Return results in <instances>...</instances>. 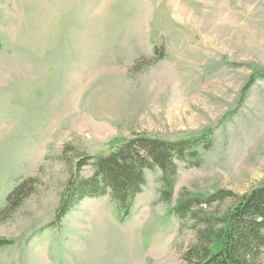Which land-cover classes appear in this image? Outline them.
Returning <instances> with one entry per match:
<instances>
[{
    "label": "rangeland",
    "instance_id": "rangeland-1",
    "mask_svg": "<svg viewBox=\"0 0 264 264\" xmlns=\"http://www.w3.org/2000/svg\"><path fill=\"white\" fill-rule=\"evenodd\" d=\"M263 68L264 0H0V264H186L204 224L175 216L179 199L264 185V81L242 101ZM205 130L170 202L154 169L129 216L105 195L51 226L80 158Z\"/></svg>",
    "mask_w": 264,
    "mask_h": 264
},
{
    "label": "trees",
    "instance_id": "trees-1",
    "mask_svg": "<svg viewBox=\"0 0 264 264\" xmlns=\"http://www.w3.org/2000/svg\"><path fill=\"white\" fill-rule=\"evenodd\" d=\"M242 90V101L257 80L264 81V68L256 73ZM213 146V133L205 130L186 138L166 140L149 135L132 138L117 137L105 145L108 153L92 159L80 158L57 207L53 225L60 223L74 206L84 199L110 195L119 212L127 217L135 198L146 186V171L158 169L162 173V200L170 202L176 184L178 161H195L201 152ZM91 165V178L79 173ZM26 183L19 185L8 201L20 194ZM231 199V206L222 214L199 215L204 206ZM172 213L184 220H195L204 227L197 231V243L184 254L186 264H259L264 251V185L243 195L232 191H217L205 197L182 196ZM0 241V248L8 246Z\"/></svg>",
    "mask_w": 264,
    "mask_h": 264
}]
</instances>
